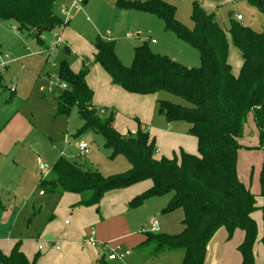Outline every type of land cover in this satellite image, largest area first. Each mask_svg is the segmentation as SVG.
<instances>
[{
	"label": "trees",
	"instance_id": "1",
	"mask_svg": "<svg viewBox=\"0 0 264 264\" xmlns=\"http://www.w3.org/2000/svg\"><path fill=\"white\" fill-rule=\"evenodd\" d=\"M244 1L264 17V0ZM54 3L55 0H0V21H13L17 31L34 39L45 55L47 49H43L42 36L61 26V20L53 12ZM116 6L159 18L165 30L197 49L200 65L184 67L165 55L151 52L146 43H141L133 48L131 63L126 67L116 57L113 43L100 38L93 41V60L83 59L77 73L61 60L57 80L65 84V89L58 91L60 112L68 115L76 109L82 121L78 133L100 134L112 157L124 156L129 169L119 175L102 177L60 156L48 175L41 177L38 188L42 194H74L79 197L74 207L97 209L107 192L149 180L151 186L133 197L127 207L134 209L150 198L171 193L160 213L165 215L180 209L183 217L182 229L177 234L145 233V252L150 249V255L155 256L181 251L180 264H203L209 238L224 226L229 234L235 228L244 232L238 247L240 264H255L253 245L257 230L252 215L258 206L255 196L237 177L236 154L247 119L252 117L263 151L261 194L264 199V25L261 32L238 23H231L228 30H223L212 14L204 12L199 0L192 2L191 29L175 19V7L163 0H117ZM226 34L241 53L242 64L236 76L227 62ZM92 63L98 64L111 83L127 93L165 92L184 100L187 106L158 101L156 111L167 124L182 121L189 125L188 133L196 140L197 154L180 152L179 161L156 158L154 141L138 120H135L134 132L118 133L116 111L105 107L97 110L91 105L92 91L85 77ZM261 210L264 217V206ZM35 261L36 257L27 260L19 242L13 244L8 254L0 251V264H35ZM97 263L109 264V261L102 255Z\"/></svg>",
	"mask_w": 264,
	"mask_h": 264
},
{
	"label": "rangeland",
	"instance_id": "2",
	"mask_svg": "<svg viewBox=\"0 0 264 264\" xmlns=\"http://www.w3.org/2000/svg\"><path fill=\"white\" fill-rule=\"evenodd\" d=\"M179 1L182 2V6L177 12L178 20H176L184 27L191 29L192 2L190 10L189 8L185 10L186 0ZM207 2L208 13H213L214 21L223 30H228L231 23H238L252 31L261 32L264 17L257 8L249 5L246 1L218 0L216 2L209 0ZM173 3L177 5L176 2L173 1ZM229 15L230 17H228ZM236 16H239L241 20L237 21ZM114 19L111 16L100 21L97 26L98 31L104 34L106 30H110ZM120 26L122 29L116 28L115 25V31L124 38V41H120L124 47L127 45L125 42L131 43V40L126 38L127 34L131 35L134 42L141 39L148 42L156 39L145 32V27L129 24L128 19ZM135 27L142 29L138 38H136L138 32L134 30ZM51 31L44 33L46 47L51 46L55 39L54 33H58L57 30ZM166 31L172 36L173 42H163L158 49L154 48L155 50L150 49V51L165 55L184 67H198L200 61L197 49L176 38L171 31ZM228 39L230 40L229 35ZM39 51L35 40L23 32H18L13 21H0V62L4 55L9 57L4 69L0 71V201L2 204L0 209V248L2 249L11 246L9 241H17L27 252H29L28 247H34L33 252L36 251L39 243L38 235L42 231V227L49 220L56 221L61 215H56L55 210L63 211V202L73 197L70 194L63 196L57 193L39 195L40 189L37 184L43 176L39 170V163H42L49 173V169L58 157L62 156L71 163L81 166L82 169L97 172L102 177L119 175L129 169V164L124 156L115 155L112 157L111 150L104 145L100 134L95 131L78 133L82 121L76 109H72L68 115L60 112L57 97L58 91L61 90L57 74L58 63L63 57L61 49H57L56 53H47L45 56L41 55ZM235 61H238V57ZM130 63L131 60H128L123 65L128 67ZM10 89L15 92L10 93ZM154 100L156 103L168 101L187 106V103L181 98L165 92L156 93ZM119 114L121 115L117 110L116 119ZM15 115L16 117L13 118ZM155 118V123L152 126H147V129L148 131L149 128L150 130L154 129L156 139L153 135L149 136L150 140L154 141L155 153H160L159 157L174 158L179 161L180 152L197 154L196 140L188 133L189 125L186 122L167 124L163 117L158 115L156 105ZM134 124L136 128V123L134 122ZM167 126L170 127V131L166 130ZM115 130L117 131L116 128ZM126 131L134 132L135 129L127 128L122 133L117 132L124 134ZM164 131L181 135L182 144L174 143L167 138L161 139ZM159 141L162 143L160 146L164 155L161 154ZM78 143L86 145V153L81 154L76 149ZM262 173L263 151L254 121L252 117H249L236 154V174L239 181L255 196L258 206V210L252 215L258 234V241L253 246L255 264H264V243L261 242L264 236V217L261 210V207L264 206L261 194ZM147 181L149 180L139 181L137 184ZM121 191L129 192V188ZM171 195L170 193L161 198L146 201L136 209H127L124 215L131 231L135 234L151 232L150 218L155 219L160 215V210ZM73 213V209L69 208L65 214H62L67 223L72 222L70 214ZM146 250L141 257L144 259L153 257L148 252L150 249ZM33 252H30L31 255ZM32 258L33 256H31ZM178 262L179 257L172 255L164 258L161 264H177Z\"/></svg>",
	"mask_w": 264,
	"mask_h": 264
},
{
	"label": "crops",
	"instance_id": "3",
	"mask_svg": "<svg viewBox=\"0 0 264 264\" xmlns=\"http://www.w3.org/2000/svg\"><path fill=\"white\" fill-rule=\"evenodd\" d=\"M137 1L143 2L145 0ZM163 1L176 6L175 19L178 20L177 12L180 6H182V2L173 0L177 3V5H175L172 0ZM193 1L194 0L185 1V10H188V8L190 10V3ZM199 1L204 12L213 15V13H208L207 1L209 0ZM212 1L217 2L218 0ZM73 2L74 0H55L53 12L55 16L61 20V26L53 29V31L57 30L58 33H54L53 37L55 39L51 43V46L46 47V45H44L43 48L45 51L47 49V53H56L57 49H61V54L63 55L61 60H65L68 63L73 73H77L80 70L83 59L89 62L93 60L95 54L93 41L96 38L111 41L114 46L115 55L122 64H126L128 60H132L133 48L141 43H146L149 49L155 50L154 48L158 49L159 45L163 42H173L172 36L169 35L170 33L164 29L163 22L150 13L120 9L116 6L117 0H82V4L79 7H74ZM111 16L115 18L111 29L101 34L97 29L99 22ZM228 17H230V15ZM117 19L120 20L118 21ZM127 19L129 20V24H137L139 27H145V32L150 36H154L157 41L152 39L148 42L141 39L140 41L134 42L131 39V35L127 34L126 38L131 40V43L125 42L128 46L126 45L124 47L120 44V41H124V38L116 33L115 25L116 28L122 29L120 25L123 22H127ZM134 30L139 33V35L138 33L136 35V38H138V36L141 35L142 29L135 27ZM44 37L45 35L42 36L43 44H45ZM226 39L228 44L227 62L231 67L232 74L236 76L242 64L241 53L233 46L231 38L229 40L227 34ZM56 42L57 45L53 46ZM65 47L69 49V56L63 54V48ZM39 50L41 55H43L44 51L40 48ZM236 57H238V61H235ZM85 82L87 87L92 91L91 105L94 108L97 109L99 107L100 109L105 107L114 109L116 112L118 110V112L121 113L115 121V128L120 133L124 132L127 128L130 130H133V128L135 129V120L145 125L146 128L155 123V94L136 95L125 92L120 87L113 85L107 73L98 64L94 63H92L88 69ZM14 117H16V115L13 116V118ZM18 117L23 120L19 115ZM8 127L9 125L7 128ZM166 130L170 131L171 129L167 126ZM148 133L150 136L153 135L154 139H156L153 128H151V130L149 128ZM162 134L163 137L160 136L161 139L167 138L174 143L179 142L178 144L180 145L183 142L181 135L167 131H164ZM158 145L161 149L160 145H162V143L160 141ZM161 154L164 155L162 149ZM159 156L160 153H155L156 158H160ZM150 186L151 182L147 181L142 184L136 183L130 185L127 187L129 188V192L121 191L124 189L107 192L99 202L97 209L94 206L74 207L73 205L79 200V197L70 194L73 195V197L63 202V211L60 209L58 211L55 210V214H60L61 216H59L56 221H53V219L49 220L47 224L42 227V231L39 232V243L36 247V251L33 252L34 247L30 248L27 246L29 251L27 252L25 248H22L21 244L20 250L28 261H32L36 257L35 264H98V259L104 255L103 244H107L112 248L118 247L121 251L127 253L123 262L112 261L109 262V264H161L164 258L172 255H177L179 257V262L177 264H180L182 253L178 251L162 252L148 259L142 258L141 255L145 254L146 248L143 243L145 241L144 234L146 232H141L142 226L140 228V234L132 232L128 220L124 215L127 209L132 210L127 207V203L133 197L146 191ZM67 194L69 193H64L62 195L64 196ZM39 195L44 194L39 191ZM154 199L158 198H150L146 201ZM166 203H164V207ZM69 208L73 209L74 213L70 214L72 222L70 221V223H67L62 214H65ZM182 217L183 212L179 209L165 215H161L160 213L157 218H150V221L155 220L157 222L159 234L171 235L181 231ZM90 229L94 231V240L97 242L96 247H91L86 241ZM243 239L244 232L239 228H235L230 234L224 226L217 228L206 244L205 260L203 259V264H218L222 262L224 264H240L241 255L238 251V247L243 242ZM257 241L258 234L256 242ZM9 242L11 245L10 247L8 246L7 249L0 248L3 254H8L13 244L17 241ZM39 247H41V249H39ZM30 252H33V255H31ZM31 256H33L32 259Z\"/></svg>",
	"mask_w": 264,
	"mask_h": 264
},
{
	"label": "built area",
	"instance_id": "4",
	"mask_svg": "<svg viewBox=\"0 0 264 264\" xmlns=\"http://www.w3.org/2000/svg\"><path fill=\"white\" fill-rule=\"evenodd\" d=\"M81 4H82V0H74V2H73L74 7H79ZM240 19L241 18L239 16H236L237 21H239ZM56 45H57V42L53 44V46H56ZM8 60H9L8 56L4 55L3 58L1 59V62H0V71H2V69H4L6 62ZM59 89H61V90L65 89V84L60 83ZM10 92H13V89H10ZM76 147H77V150L81 154L87 152V147L83 143H78ZM39 170L43 175L42 177L46 176L48 173V171L43 166V164H39ZM150 231L152 233H155V234H157L159 232L158 224L155 220H152L150 222ZM86 241L91 247L97 246V242L94 240V231L92 229H90ZM103 247H104V249H103L104 250V256H105L106 260L109 262H112V261L123 262L125 256L127 255V253L125 251H121L120 248H118V247L112 248L107 244H103ZM39 249H41V247H39Z\"/></svg>",
	"mask_w": 264,
	"mask_h": 264
},
{
	"label": "water",
	"instance_id": "5",
	"mask_svg": "<svg viewBox=\"0 0 264 264\" xmlns=\"http://www.w3.org/2000/svg\"><path fill=\"white\" fill-rule=\"evenodd\" d=\"M63 54L69 56V49L67 47L63 48Z\"/></svg>",
	"mask_w": 264,
	"mask_h": 264
}]
</instances>
